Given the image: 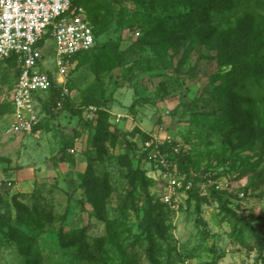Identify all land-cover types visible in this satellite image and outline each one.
I'll return each instance as SVG.
<instances>
[{
    "label": "rangeland",
    "instance_id": "374dc122",
    "mask_svg": "<svg viewBox=\"0 0 264 264\" xmlns=\"http://www.w3.org/2000/svg\"><path fill=\"white\" fill-rule=\"evenodd\" d=\"M80 3L96 45L32 133L7 132L19 65L0 58V264H264V0ZM160 129L205 185L174 208L140 150Z\"/></svg>",
    "mask_w": 264,
    "mask_h": 264
},
{
    "label": "built area",
    "instance_id": "2783aa9c",
    "mask_svg": "<svg viewBox=\"0 0 264 264\" xmlns=\"http://www.w3.org/2000/svg\"><path fill=\"white\" fill-rule=\"evenodd\" d=\"M51 38L55 44L57 81L42 71V44ZM95 44L92 27L83 8L72 10V0H0V58H15L20 72L10 94L13 121L7 128L11 134H29L38 124L36 97L47 92L52 82L61 87V99L68 95L66 86L77 53L90 51ZM53 80L54 79L53 77ZM61 99L57 105L61 106ZM96 109L89 107L87 118ZM120 115L115 119L120 122ZM170 146L164 150V146ZM141 152L148 155L152 172L164 188L162 200L169 207H177L182 195L190 191L193 181H185L174 161L180 149L171 146L170 137L160 129L144 140ZM215 190L227 189V183L208 180ZM11 184L8 183L7 186ZM204 195L205 185H197ZM244 193L239 194L243 198ZM184 264H189L185 262Z\"/></svg>",
    "mask_w": 264,
    "mask_h": 264
},
{
    "label": "trees",
    "instance_id": "16d2710c",
    "mask_svg": "<svg viewBox=\"0 0 264 264\" xmlns=\"http://www.w3.org/2000/svg\"><path fill=\"white\" fill-rule=\"evenodd\" d=\"M83 8V6L81 5V3H80V0H72V10H76V9H78V8ZM84 9V8H83ZM87 19H88V21H89V18H88V16H87ZM89 23H90V21H89ZM90 25H91V23H90ZM91 27H92V31H93V35H94V40H95V44H94V46L96 45V42H97V39H96V34H95V29H94V27L91 25ZM88 52V51H87ZM87 52H80V53H77L75 56H73L72 57V59H71V62H72V64L75 62V60L78 58V57H80V56H82V55H84L85 53H87ZM11 59H13V60H15V58H13V57H10V58H8L7 60H11ZM16 61V60H15ZM17 62V61H16ZM233 70V69H232ZM71 71V70H70ZM19 72H20V68H19ZM19 74V73H18ZM48 75H49V77L52 79V81H53V78L50 76V74L49 73H47ZM70 74V73H69ZM70 77L68 78V80H67V84H66V86H67V88H68V90H70ZM54 87H56L57 89H58V92H59V100L61 99V97H60V94H61V87H59L58 85H55L54 84V82H52V84H51V87H50V89L47 91V92H44V93H40V94H38L37 95V97H36V100H37V102H38V100L40 99V98H42V96L41 95H43V94H45V93H48L49 91H51V89L52 88H54ZM65 97H67V95H65L62 99H61V101L62 100H64L65 99ZM9 103H10V105H11V110H12V112H13V106H12V104H11V102H10V100H9ZM39 123H40V120H39V122H38V124L34 127V129H33V131L32 132H34L37 128H38V126H39ZM171 146H173V147H176L175 145H173V143L171 144ZM169 147L170 146H168V145H166V146H164L163 147V149H165V150H167V149H169ZM181 156L182 155V153H181V151L179 152V154L178 155H176V156ZM146 157H147V159H148V162H150V159L148 158V156L146 155ZM6 184L7 183H5L4 184V187L6 188ZM189 192V194L192 196H197V192H198V189H197V187H196V184H194V186H193V188L190 190V191H188ZM224 193V191H222V190H212L211 191V194H213V196H217L218 198H219V195H222ZM198 194H199V192H198Z\"/></svg>",
    "mask_w": 264,
    "mask_h": 264
}]
</instances>
